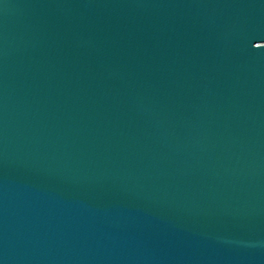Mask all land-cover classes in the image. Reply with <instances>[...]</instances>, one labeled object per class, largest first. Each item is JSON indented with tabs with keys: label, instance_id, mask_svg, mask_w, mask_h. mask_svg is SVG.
I'll use <instances>...</instances> for the list:
<instances>
[{
	"label": "water",
	"instance_id": "95a60500",
	"mask_svg": "<svg viewBox=\"0 0 264 264\" xmlns=\"http://www.w3.org/2000/svg\"><path fill=\"white\" fill-rule=\"evenodd\" d=\"M86 0H0V214L33 116Z\"/></svg>",
	"mask_w": 264,
	"mask_h": 264
}]
</instances>
